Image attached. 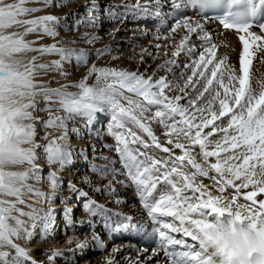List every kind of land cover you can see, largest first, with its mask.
<instances>
[{"label":"snow or ice","instance_id":"obj_1","mask_svg":"<svg viewBox=\"0 0 264 264\" xmlns=\"http://www.w3.org/2000/svg\"><path fill=\"white\" fill-rule=\"evenodd\" d=\"M26 3L27 0H0V264H21L22 260H31L28 250L14 241L22 231L31 236L20 216L51 219L50 209L40 217L38 213L44 211L42 208L29 204L32 210L24 212L17 207L25 203L23 197L29 193L47 196L28 183L30 179L39 181L42 178L36 149L43 147L48 164L63 168L72 155L66 143L58 142L67 140V121L84 116L91 123L97 113L105 111L111 113L113 128L124 130L110 129L117 141L116 151L148 216L160 225L156 231L170 264H264V199H257L259 194H264V80H256L254 87L252 75L256 53H264V0H170L177 15L183 17L177 19L170 33L181 29L188 34L173 45L172 59L160 65L161 70L172 72L169 65L176 64L175 58L181 52L186 55L195 52L190 44L192 34L203 42L199 59L185 65L192 73L187 77L184 89H180L184 95L173 97L164 93L165 88L172 90L166 77L153 80V76L145 77L143 73L95 64L77 84L50 88L38 83L36 76L41 70L58 71L67 77L64 63L75 58L77 65L87 64L88 56L83 49L58 47L55 43L33 47V42L25 40L24 36L42 32L56 37L55 25L59 18L45 15L21 19L39 10L25 7ZM50 3L51 0H44L45 6ZM155 4L159 7L160 0H155ZM135 7L143 10L147 5ZM189 9L205 22L218 20L225 29L243 33L239 35L243 47L238 68L229 63L226 53L217 55L218 45L206 31L205 23L190 22L192 18L186 15ZM209 11L220 14L209 17ZM254 25L261 30L259 33L251 30ZM13 26L27 27L22 34H6V29ZM165 39L172 37L169 35ZM106 51L97 50V55ZM28 52L58 54L60 59L51 64H37V57L33 56L25 63L23 54ZM261 60L264 61V56ZM93 75L96 83L89 86L86 81ZM184 75L181 73L182 77ZM69 86L80 91L69 92L66 90ZM175 87L179 88V85ZM189 87L197 93L196 99L189 100L191 107L181 106L179 101L188 98L185 89ZM205 93H208L205 105L197 107V100L203 99ZM54 96L59 97L60 108L66 114L50 115L44 123L46 127L62 131L63 135L46 145L37 144L35 124L27 121L37 119L33 114L37 97L52 101ZM217 104L218 108H215ZM153 107L155 112H152ZM147 121L161 124L167 130V143L181 149L182 154L174 155L172 148L162 145ZM129 124L147 133L151 143L137 136L127 127ZM216 133H222L220 139H209ZM181 139L184 143L179 142ZM209 145L214 147L210 149ZM196 146L200 149L202 162L193 155ZM141 147L161 149L168 158H155L147 151H141ZM212 157L215 162L210 161ZM24 165L28 167L23 168ZM189 166L192 171L187 170ZM20 168L23 170H14ZM198 176L210 179L212 187L198 181ZM47 180L55 189L60 177L56 171H49ZM250 186L253 190L242 192ZM5 197H15V200ZM241 197L245 203L238 202ZM87 207L94 210L91 203ZM14 212L20 215H13ZM13 220L15 225L10 223ZM177 233L190 238L192 243L187 239H176L174 234ZM94 239L99 240V237ZM6 247L16 253L11 260V253L3 250ZM169 247L181 250L169 251Z\"/></svg>","mask_w":264,"mask_h":264},{"label":"bare ground","instance_id":"obj_2","mask_svg":"<svg viewBox=\"0 0 264 264\" xmlns=\"http://www.w3.org/2000/svg\"><path fill=\"white\" fill-rule=\"evenodd\" d=\"M67 1L68 0H62V2ZM56 3L57 2H55V4ZM137 4H146L147 7L142 10L138 7H135ZM110 5L115 7V9H110ZM102 12H106L104 13L105 18L104 16H99V14ZM107 12H110V14L111 12H114L116 15L110 19L111 15H107ZM149 12L156 13L158 16H160V18L155 17L154 20H152L153 15H148ZM175 12H177V10L172 8L170 0H160L159 7L156 6L155 0H80L76 3L69 1L67 3L66 9L61 14V17L67 18L68 24L74 25L76 38H74V42L67 43L65 48L83 49L87 53L88 60L91 57H98L97 50L107 49L108 51L102 55L104 56L103 61L107 60V63L106 65L104 64V66H100L101 64H99L100 67H113L117 69L135 71L143 73L145 77L153 76V80L159 79L162 76L166 77L167 80L171 82L170 87L172 90L169 91L168 88H165V95L169 97L183 96L184 92L180 91V89H184L185 84H182V80L187 78L185 77L187 73L190 75L192 73V69L185 68V65H191L194 60L199 59V53L203 51V42L198 39L195 34H192L190 44L194 46L195 52L191 55H186L185 53L181 52L180 56H178V59L176 60V64L169 65V67L172 68V72L167 71V69L161 70L160 68V65H163L166 60L170 59V54L167 55L166 53L167 56L165 55L164 58H162L160 53L157 52L152 55L153 44L160 45L161 47L159 48L162 51L172 50L173 52L175 50L173 45L178 44L182 36L188 34L186 30L181 29H178L176 33H170V29L172 26H174L177 19L183 18L176 17ZM119 13H121L122 20L116 25H113V27L111 26V29L109 24L111 21L114 23L117 21L116 18ZM186 15L192 18L190 22L200 21L201 23H205L206 31L209 32V34L213 37L214 42L218 45L217 55L221 56L226 53L229 56V63L236 65L238 68L239 55L243 47L242 42L239 40V35H242L243 33L238 34L234 30L225 29L224 27L216 24L211 19L208 22H205L201 16L197 15L191 9L187 10ZM98 18H101L102 21L98 22ZM136 22L142 23V26L135 25ZM149 24L153 27L149 28ZM110 29L111 32L109 37L107 39L101 40L103 33ZM251 30L257 33L261 31L255 25ZM169 35H171L172 39H165V37ZM151 36H157V39L153 41L149 38ZM93 37H95L94 40L92 39ZM89 40H91V42H88ZM141 43H143V45H140ZM165 45L167 47H164ZM127 46L131 47L128 49ZM28 55L29 52L23 54V58ZM262 56H264V53L258 51L256 53V58L253 61L252 75L254 77V87L256 86V80H264V61L261 60ZM101 57H98V59ZM150 57L151 59L148 61L149 66L143 68L145 62ZM58 59H60V56ZM177 65H179V67H177ZM89 66L90 64L88 63L77 65L75 58H73L71 61H67L63 65V70L68 73L67 77L61 75L60 72L55 71V74H49L51 79L49 77L47 79L49 82L45 85L50 88H61L63 85L77 84L80 80L87 76V70ZM151 66H154V68L151 69L152 71L150 70ZM209 67H211V65H209ZM149 72L150 74L148 75L147 73ZM161 72H163L162 75L155 79L157 74ZM173 73L175 74L173 75ZM181 73H185V75L182 77ZM53 77L57 78L53 79ZM93 81H96L95 75L88 77L86 82ZM177 84L179 85V88L175 87ZM71 87L74 89V92L75 87L69 86L68 88ZM78 90L80 91L79 88ZM185 91L188 92V98L181 99L179 104L181 106L191 107L189 105V100L196 99L197 93L193 92L190 87L185 89ZM207 98L208 93H205V97L203 99L197 100L196 106L200 107L205 105ZM57 103L59 104V100ZM57 106V114L59 116H64L66 113L60 108V104ZM214 107L218 108V104ZM155 110L156 109L153 107L152 112H155ZM205 115L207 116L208 113L206 112ZM108 116L111 117V113L105 111L97 113L91 123H89L88 118L84 116H76L73 119L67 121V127H71L70 129H72V131L68 130L67 132V137H71L70 141L67 143L74 148L69 150L72 153L71 160L65 166L72 171L69 179L73 180V178H75L74 180H77V182L74 183V185L69 183L66 186V189L62 190V192H68V195H60V206H66L64 208L65 212L63 214H61V212H57V208H59V206H57L56 209L51 210L50 216L53 218L51 217L52 219L50 221H41V219L30 218L31 224L28 225L26 229L28 233H31V236L29 237L23 232L22 237H14L15 243H22L21 245H18L29 250V255L33 258L32 260L35 261L37 259L32 250L46 248L49 238L51 243L57 246L55 253H58V255L62 254L63 251H66L65 247L57 244L56 239L53 237L57 235L60 237L61 242L65 240L66 242L70 243V239L73 235L71 233V235L67 236V233L69 231L72 232L76 230V228L79 226L80 231H85L87 234L84 244L90 246L89 251L100 254L95 256L89 254L88 252V259L90 260H87L83 264H87V262L88 264H138L135 261H137V258L140 255L142 256V262H145V264H170L169 258L163 254L165 249H149V244L146 243L147 241H151L152 244L157 238H159V234L156 229L159 228L160 225L154 222L148 216L147 210L142 205L136 186L125 174V169L120 161L119 153L116 151L117 141L112 135L110 129L112 131L124 130L114 129L113 122L108 118ZM177 119L179 120L180 118L177 117ZM95 120L103 121L102 123H95ZM104 120L108 121L104 123ZM76 123H80V126L78 127V130L73 132V129H75L77 126ZM146 123H149V126L152 128L153 132L158 137L159 142L162 145L172 148L174 155L182 154L181 149H175L174 144L169 145L167 143L169 139L168 135L166 134L167 130L161 124H159L157 121H147ZM217 123H221V121H217ZM223 123L226 125L227 120L224 119ZM127 127L132 128V131L135 132L137 136H140L144 140L151 143V138L147 135V133H144L142 130L130 124L127 125ZM204 131L207 132L209 129H204ZM60 132L63 134L62 131ZM221 135L222 133H216L209 139L218 140L220 139ZM129 139H131V137H129ZM175 142L176 141L174 140V143ZM179 142L184 143L183 139H181ZM135 147H139V145H135ZM213 147L214 145H209L210 149ZM140 150L147 151L150 155L158 159L168 158V154L155 147H150L147 150L141 147ZM193 155L196 156L197 161L202 162V157L200 155V149L198 146L193 148ZM222 155L224 154L222 153ZM42 161H44V163H40L41 161H39L40 168H43L44 165H47L48 169L46 170L48 171H51L54 168L58 172L62 173L63 169H65V166L60 168L59 165L48 164L46 158L42 159ZM210 161L215 162V157L210 158ZM24 167L27 168L28 166L24 165ZM187 170L192 171L190 166ZM212 174L214 175V173ZM62 176H65V174ZM197 180L202 181L205 185L210 187L213 185V182L205 177L198 176ZM62 182L63 179L60 177L58 187L55 189H53L47 181L45 182L47 184L46 187H49V190L52 191H50L51 194L48 195L46 199L50 201L54 200L55 192L62 187ZM240 182L241 181H237V183ZM251 190L253 189L250 186L248 189H242V192ZM42 192L45 193V190ZM229 194H231V190H229ZM72 195H76L80 202L82 199L88 196V201L86 204L89 205L91 203L94 210L90 211L86 205L85 208L82 207L84 209L83 214V209H81V206L78 205L75 212L78 213V218L76 220L72 216V212L77 201L75 199V203L68 202L71 200ZM43 198L44 197H42L40 201L36 203L45 205L43 203ZM257 199H264V194H259ZM238 202L245 203L243 197H241ZM54 204L56 203H48L49 206H53ZM43 212L44 211L39 212L38 216L41 217ZM70 215L72 216V219L70 218ZM125 217H130V219L126 220ZM70 221L72 223L77 222V225L74 226V224H72ZM85 221H88L86 225ZM37 222H41L39 224L41 226V230L35 229L36 225H38L36 224ZM111 224L112 230H114V232L117 231L118 233L113 234L114 232H112V236L108 235L106 241L103 242L104 237L102 236L105 232H108ZM114 236L121 238H118V241L114 242L113 240H110L113 239ZM174 236L176 239H187L188 243H192L190 238H185L182 236V234L177 233L174 234ZM94 237H99V240L94 239ZM79 239L80 238H77V240ZM72 244L74 243L72 242ZM110 247L111 249H109ZM3 250L8 251L10 250V247H6ZM168 250L172 251L173 248L169 247ZM174 250L181 249L177 247ZM12 251L14 250L12 249ZM10 257H15V254L11 253ZM28 262V260H24V264H29ZM142 262L139 264H143Z\"/></svg>","mask_w":264,"mask_h":264},{"label":"rangeland","instance_id":"obj_3","mask_svg":"<svg viewBox=\"0 0 264 264\" xmlns=\"http://www.w3.org/2000/svg\"><path fill=\"white\" fill-rule=\"evenodd\" d=\"M69 1H71V2H74V3H76V2H78V1H80V0H68L67 2H62V0H51V3L50 4H48L47 6H45V4H44V0H27V3L24 5L25 7H28V8H37V9H39L38 11H35V12H32V13H28V14H26V15H24V16H22V17H20L21 19H25V20H27V19H34V18H37V17H41V16H45V15H53V16H56V17H58L59 18V22L55 25V29H56V31L58 32V35L56 36V37H50V36H47V35H45L44 33H42V32H33V33H28L26 36H24V39L25 40H27V41H31V42H33V47H35V48H39L40 46H42V45H51V44H57V46L58 47H65V45L67 44V43H72V42H74V38H76V35H75V28H74V25H71V24H68V20H67V18H63V17H61V14L64 12V10L66 9V7H67V3L69 2ZM76 1V2H75ZM110 1V0H109ZM9 2H12V0H9ZM55 2H57L56 4H55ZM60 2V3H59ZM109 8L111 9H115V7H112L111 5L109 6ZM104 13H106V12H102V13H100L99 14V16L101 17V16H104ZM107 15H111V18L110 19H112L115 15H116V13H114V12H111V14H110V12H107ZM119 16V17H118ZM136 17V16H135ZM154 17H157V15H154ZM79 18V17H78ZM104 18H105V16H104ZM116 22L114 23V22H110V24H109V27L111 28V26L113 27V25H116L117 23H119V22H121V13H119L118 15H117V18H116ZM152 20H154V19H152ZM97 21L98 22H101L102 21V19L101 18H98L97 19ZM69 22H70V20H69ZM112 23V24H111ZM141 24V25H140ZM135 25H138V26H142V23H135ZM150 25V24H149ZM149 25H148V27H149ZM95 26H96V24H95ZM152 25H150V27H151ZM25 27H27V26H13V27H11V28H9V29H6V34H8V33H19V34H22L24 31H25ZM149 27V28H150ZM80 28V27H79ZM81 29V28H80ZM112 29V28H111ZM111 29L110 30H108V31H106L105 33H103V35H102V38H101V40H104V39H107L108 37H109V35H110V32H111ZM169 30V29H168ZM130 34V33H129ZM75 36V37H74ZM157 36H151V37H149L150 39H152L153 41H155L157 38H156ZM167 40H169V39H167ZM157 42H158V40H157ZM171 44V43H170ZM140 45H143V43H141ZM156 45L157 44H153L152 45V48H153V52H152V55L155 53V52H157V53H160V55H161V57L162 58H164L165 57V53H167V55L168 54H170V59H172V50L171 51H162V50H160V48L158 49V47H156ZM131 46H127V48L129 49ZM165 47V46H164ZM172 47V46H171ZM139 48V47H138ZM137 49V48H136ZM175 51V50H174ZM151 55V56H152ZM166 55V56H167ZM33 56H35V57H37V60L35 61V63H37V64H51V62L52 61H54V60H59L58 59V57H59V55L58 54H43V55H41L40 53H38V52H29V55L28 56H26V57H24L23 59H24V61H25V63H27L29 60H31V58L33 57ZM102 55H100V56H98V57H101ZM98 57H91L89 60H88V64H90V66H89V68L92 66V64H94L95 63V65L97 66V67H100V66H104V64L106 65V63H107V60L106 61H103V57L104 56H102L101 58H99L98 59ZM137 58V57H136ZM150 59H151V57L145 62V64H144V66H143V68L144 67H148L149 65V63H148V61H150ZM176 60L178 59V57H176L175 58ZM103 63V64H102ZM99 64H101L100 66H99ZM147 65V66H146ZM154 68V66H151L150 67V70L151 69H153ZM152 71V70H151ZM150 71V72H151ZM150 72L149 73H147L148 75L150 74ZM55 74V71L53 70V71H43V70H41L40 71V74L39 75H37L36 76V81L38 82V83H43V84H46V83H48L49 81L47 80L49 77H50V75L51 74ZM152 73V72H151ZM162 73L163 72H161V73H159V74H157V76L155 77V79L157 78V77H160V75H162ZM50 74V75H49ZM188 76H190V74L189 73H187L186 75H185V77H188ZM57 77H53V79H56ZM50 79H51V77H50ZM195 79V78H194ZM187 81V78L185 79V80H182V84L184 85L185 84V82ZM89 86H91V85H93V83L95 84L96 83V81L94 82H86ZM91 84V85H90ZM72 88V87H71ZM71 88H67L66 90L67 91H69V92H73V88L71 89ZM72 90V91H71ZM76 91H79L78 90V88H76L75 87V91L74 92H76ZM59 97H53L52 98V101H47V100H45V99H43L42 97H37V101H38V103H37V105H36V109L35 110H33V114H34V116H36L37 117V119L35 120V121H27V122H30V123H34L35 124V127H36V132H37V136H36V143L37 144H41V145H46L47 143H48V141H50V140H53V139H56V138H58V137H60L61 135H63V134H61V132H60V130H57V129H55V128H51V127H46V125H45V123H44V121H46L47 120V118L50 116V115H52V116H59L58 114H57V110H58V106L57 105H59L57 102H58V99ZM50 111H52V112H50ZM50 112V113H49ZM80 118V117H79ZM108 118L111 120V117H109L108 116ZM103 121V120H102ZM102 121H97V120H95V123L96 122H98V123H102ZM105 121V120H104ZM108 120H106L104 123H106ZM76 127H75V129H73V130H78V127L80 126V123H76ZM71 127H68V130H70V131H72V129H70ZM74 132V131H73ZM45 137H47V139H45ZM71 138V137H70ZM70 138H68L67 137V140L66 141H64V140H59L58 142L59 143H61V144H67L68 145V141H70ZM27 146V145H26ZM69 147H68V150H72L74 147H72V146H70V144L68 145ZM36 152H37V155L40 157V159L37 161V163H38V165L40 164V163H44V161H42V159H44L45 158V153H44V148L43 147H41V148H37L36 149ZM39 161H41L40 163H39ZM40 167V166H39ZM23 168H25L24 166H23ZM23 168H20V169H14V170H23ZM41 169V172H40V176L42 177L38 182H37V180L36 179H30L29 181H28V183L29 184H32L35 188H38L41 192L42 191H44L45 190V194H47V196L48 195H50L51 193H50V191L51 190H49V187H46V181L48 182V180H47V175H48V170H46V169H48V166L47 165H44L43 166V168H40ZM70 169L69 168H67L66 166H65V169H63V172L62 173H60V172H58L56 169H52L51 171H56L57 172V175L59 176V177H62V179H63V182L61 183V185H62V187L61 188H59V190H57L56 192H55V196H54V200L53 201H50V200H48V199H46V197H44L43 198V203L45 204V205H41V203L39 204V203H36V202H39L40 201V199L42 198H40V197H37L35 194H32V193H29V194H27V195H25L24 197H23V199L25 200V203L24 204H18L17 205V207L18 208H20V209H22L24 212H29V211H31L32 209L31 208H29L28 207V205L29 204H31L33 207H35V208H42V209H44V212H43V215H41V217H43L44 215H45V212H47L49 209L50 210H54V209H56L57 208V206H59V208H57L58 209V211L57 212H61V214H63L64 212H65V205H63V206H60V204H61V202H60V195H68L67 193V191H63L62 192V190H64V189H66V186L69 184V183H71L72 185H74V183H76L77 182V180H74L75 178H73V180H71V179H69L70 178V176H71V170L69 171ZM63 174H65V176H62ZM64 177V178H63ZM49 183V182H48ZM48 191V192H47ZM52 192V191H51ZM90 196V195H89ZM259 196V195H258ZM73 198V199H72ZM72 198H71V200H69L68 202H70V203H75L76 201V205H75V208H73V212H72V216L77 220V218H78V213H75L76 212V209H77V207H78V205H80L81 206V209H83V208H85V206L87 205L86 203H87V201H88V196L86 197V198H84V199H82V201L80 202L77 198V196L76 195H72ZM5 199H11V200H15V197H5ZM75 199H76V201H75ZM54 202V203H56V204H54L53 206L52 205H48V203L49 202ZM41 205V206H40ZM82 205H84V206H82ZM49 207V208H48ZM83 207V208H82ZM70 210V209H69ZM83 214H84V209H83ZM13 215H16V216H19L20 214L18 213V212H14L13 213ZM71 215H70V218L72 217ZM50 217H52V216H50ZM53 218V217H52ZM51 218V219H52ZM20 219H22V220H24L25 221V225H24V227L26 228L28 225H30L31 223H30V217L29 216H20ZM50 219V220H51ZM72 219V218H71ZM44 219H41V221H43ZM71 222V221H70ZM88 222V221H87ZM86 221H85V225H86V223H87ZM10 223H12L13 225H15V221L13 220V221H10ZM41 222H37L36 224H38V225H36V227H35V229H39V230H41V226L39 225ZM72 223V222H71ZM72 224H74V226H76L77 225V222H75V223H72ZM59 226V225H58ZM38 231V230H37ZM55 232V231H54ZM73 232H74V234H73ZM71 233H72V237H71V239H70V243L69 242H66L65 240L64 241H60L61 239H60V237H58L57 235L55 236V237H53L54 239H56V243L57 244H59V245H61V246H64L65 247V249H66V251H63L62 252V254H60V255H58L57 253H55V250H57V246H55L53 243H51V241H50V238L48 239V241H47V247L46 248H43V249H34V250H32L33 251V253L35 254V257L37 258L35 261L34 260H32L33 258H32V256H30L31 257V260H28L29 262V264H33V262H35V264H42V263H44V264H83V263H85L87 260H90V259H88V252H89V254H92V255H95V256H98V255H100L99 253H93V252H91V251H89L90 250V246L89 245H85L84 243H85V237L87 236V234H86V232L84 231V232H82V231H80V228H79V226L76 228V230H74V231H69L68 233H67V236L68 235H71ZM106 234H107V232H105L104 234H103V236L102 237H104L103 238V242H105L106 241V238H107V236H106ZM22 235H23V231L21 232V234H20V237H22ZM75 235H77V236H75ZM33 236H35V235H33ZM32 236V237H33ZM112 236V235H111ZM20 237H18V238H20ZM77 238H80L79 240H77ZM118 238L120 239L121 237H117V236H114V238L113 239H110V240H113L114 242L115 241H118ZM32 239V238H31ZM77 240V241H76ZM33 241H34V238H33ZM50 241V242H49ZM59 241V242H58ZM76 241V242H75ZM72 242L74 243V244H72ZM78 242V243H77ZM50 243V244H49ZM146 243H148L149 245H151V241H147ZM16 244H20V243H16ZM22 244V243H21ZM20 244V245H21ZM49 244V245H48ZM65 244H66V246H65ZM27 247V246H26ZM87 247V248H86ZM71 249V250H70ZM109 249H111V247L109 248ZM150 249V248H149ZM9 252H11V253H13V254H15L16 255V253H15V251H12V249L10 248V250H8ZM29 251V250H28ZM31 251V250H30ZM65 252V253H64ZM85 252V253H84ZM38 256V257H37ZM73 256V257H72ZM141 258H142V256L140 255L138 258H137V261H135V262H137L138 264L140 263V262H142V260H141ZM9 259L11 260L12 258L11 257H9ZM140 259V260H139ZM39 261H41V262H39ZM143 264H145V262H142ZM21 264H24V260H22V262H21ZM87 264H88V262H87Z\"/></svg>","mask_w":264,"mask_h":264}]
</instances>
